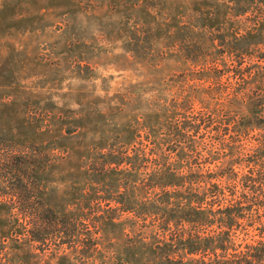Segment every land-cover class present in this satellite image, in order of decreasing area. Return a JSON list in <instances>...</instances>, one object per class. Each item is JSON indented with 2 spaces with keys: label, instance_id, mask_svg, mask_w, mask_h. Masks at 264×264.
<instances>
[{
  "label": "rangeland",
  "instance_id": "obj_1",
  "mask_svg": "<svg viewBox=\"0 0 264 264\" xmlns=\"http://www.w3.org/2000/svg\"><path fill=\"white\" fill-rule=\"evenodd\" d=\"M234 3L0 0V134L19 147H47L51 165L40 175L43 198L79 225L76 244L43 251L28 242L22 220H11L0 206V264H157L152 250L171 238L144 222L133 226V215L110 220L117 207L107 200L111 177L96 178L89 167L116 143L118 150L138 149L181 171L195 168L196 161L205 171L226 166L233 146V133L224 132L226 102L237 91L238 96L264 91V71L239 80L229 72L236 62L226 53L218 57L225 75L215 86L217 78L202 68L203 62L186 54L195 46L208 53L223 51L211 43L220 36L264 34V13L254 26L234 16ZM198 118L206 124L198 133L181 130L188 137L180 145L175 127L186 121L197 126ZM207 160L215 163L207 165ZM146 173H134L132 181ZM113 177L126 180L124 174ZM248 241L238 230L233 243L243 247Z\"/></svg>",
  "mask_w": 264,
  "mask_h": 264
},
{
  "label": "trees",
  "instance_id": "obj_2",
  "mask_svg": "<svg viewBox=\"0 0 264 264\" xmlns=\"http://www.w3.org/2000/svg\"><path fill=\"white\" fill-rule=\"evenodd\" d=\"M256 2L260 3L256 6L259 8L255 7ZM231 12L257 26L264 13V0H235ZM211 43H218L224 50L208 53L203 51L204 47L195 46L186 57L195 63L203 62L202 68L217 78L215 86L225 75L218 66V57L226 53L236 62L235 69L229 72L235 71L239 80L258 69L264 71V34L247 31L241 37L220 36ZM239 69L245 74H238ZM226 106L228 120L224 132L233 133V137L230 135L233 146L225 157L229 158L228 163L218 170L205 171L196 161L195 168L181 171L177 166L146 158L138 149L132 153L118 150V143L108 153H99L92 159L90 174L96 171L94 177H103L104 181L111 177L107 186L112 196L107 200L110 204L116 201L117 207L112 208L110 220L133 215L130 218L133 226L135 222H144L161 230L165 238H171L170 243L152 250L157 264H264V91L255 90L251 96H238L237 91ZM197 121V126H188L193 122L186 121L175 127L176 136L182 138L180 145L188 137L181 130L195 128L198 133L206 124L203 118ZM234 136L239 140L233 141ZM234 149L244 152L243 156ZM47 150L36 145L19 147L0 134V206L9 211L11 220H22L27 226L28 242L39 244L43 251L51 245L76 244L79 229L74 218L60 215L43 198L39 183L40 175L48 172L51 165ZM151 162L155 166H149ZM241 165L243 169L239 168ZM142 170L147 171L146 178L137 183L132 181V175ZM120 174L125 175V181L113 177ZM206 226L215 230L205 234ZM252 228L253 235L249 233ZM238 230L249 240L243 247L233 243Z\"/></svg>",
  "mask_w": 264,
  "mask_h": 264
}]
</instances>
